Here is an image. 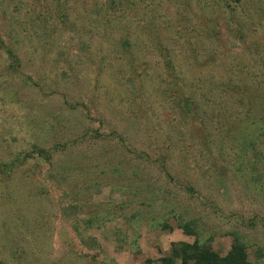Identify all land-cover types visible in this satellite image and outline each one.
<instances>
[{
    "label": "rangeland",
    "instance_id": "1",
    "mask_svg": "<svg viewBox=\"0 0 264 264\" xmlns=\"http://www.w3.org/2000/svg\"><path fill=\"white\" fill-rule=\"evenodd\" d=\"M0 34L22 60L0 46L3 264H162L182 219L264 264L257 144L240 156L225 117L260 111L264 0H0Z\"/></svg>",
    "mask_w": 264,
    "mask_h": 264
},
{
    "label": "trees",
    "instance_id": "2",
    "mask_svg": "<svg viewBox=\"0 0 264 264\" xmlns=\"http://www.w3.org/2000/svg\"><path fill=\"white\" fill-rule=\"evenodd\" d=\"M120 2V0H118ZM116 4V3H115ZM122 4V3H120ZM5 38L10 40V35L5 33ZM0 46L2 47V50L5 51L6 55H4V61H7L5 64V67L7 66L9 69L15 70V71H21L20 70V64L22 63V60L18 54V51L16 48H11L7 46L6 40L2 38V34H0ZM262 69V68H260ZM260 71V70H259ZM264 72V69H263ZM30 77V76H26ZM263 81V79H261ZM258 80L251 89L253 91L252 98H251V105L252 101L254 105H256L258 108H260V111L251 112L250 118L247 117L245 119L239 120L236 113H234L231 109L232 106H228L229 112L225 114V117L230 120L229 124L237 125V129H231L229 132L234 137V141L236 142L237 148L243 150V153L240 154V156L245 155L247 152L246 147L244 143L249 144L250 146H253L257 144V147H253L251 149V156L253 157V162L251 164L250 173L252 175H258V182H260V177L264 176V169H262V172L260 171H253L254 165H256V160L254 155L257 157V155H262V147L261 142L264 143V83ZM157 86V85H156ZM183 90V89H182ZM141 91L138 88L136 91ZM185 91V90H184ZM192 98L191 96H189ZM189 97L185 94H182V96L179 98V101L182 104V107L185 106V101L189 99ZM226 105L225 103H223ZM225 109V111H226ZM224 111V112H225ZM223 112V113H224ZM255 117L257 120L254 121ZM251 119L249 124L251 123H258V128L256 130V133L249 137V134H247L248 130L246 128L247 125L242 126L244 130L242 131V127H239V122H244V120ZM241 122V123H242ZM245 123V122H244ZM243 125V124H242ZM237 130V131H236ZM241 135V136H240ZM241 139V141H239ZM260 141V142H259ZM57 145L51 146L48 148L42 147V146H34L33 151L39 154L41 157L47 159H52L54 151L57 149ZM259 160V158H258ZM15 164H8L7 162L3 161L0 162V174H6V172L10 171L11 168ZM191 189V187L189 188ZM183 221L180 226L181 228L187 233L194 235L195 238L192 242H177L174 243L171 248V254L169 256H166L163 258L162 264H253L252 261L248 258V251H247V245L248 243L244 240V237H242V234L238 232L237 229L233 230L231 232V235L233 236V240L231 242L230 248L228 251L220 255L216 251H214L211 248V245L207 241H202L200 239L199 232L195 231V228L192 226L193 222L190 220H181ZM254 221H250V225L254 226ZM0 264H3L0 260Z\"/></svg>",
    "mask_w": 264,
    "mask_h": 264
}]
</instances>
